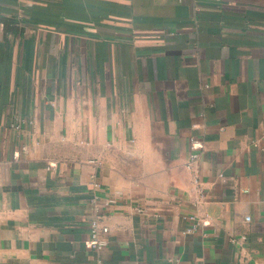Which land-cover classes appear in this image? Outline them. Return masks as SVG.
Listing matches in <instances>:
<instances>
[{
  "label": "crops",
  "instance_id": "obj_1",
  "mask_svg": "<svg viewBox=\"0 0 264 264\" xmlns=\"http://www.w3.org/2000/svg\"><path fill=\"white\" fill-rule=\"evenodd\" d=\"M99 259L264 264V0H0V264Z\"/></svg>",
  "mask_w": 264,
  "mask_h": 264
},
{
  "label": "built area",
  "instance_id": "obj_2",
  "mask_svg": "<svg viewBox=\"0 0 264 264\" xmlns=\"http://www.w3.org/2000/svg\"><path fill=\"white\" fill-rule=\"evenodd\" d=\"M192 146L195 150H200L203 148L202 142L197 139L192 140ZM200 159V153L194 152L188 162L187 167L191 168L194 166ZM97 186V185H96ZM93 202L98 204V198H94ZM99 209V206L96 205V210ZM141 212V210H139ZM109 233V226L105 224L103 217L97 215L90 223V239L87 242V247L93 251L98 253H102L107 246V242L103 239V237ZM97 264H104L102 260H98Z\"/></svg>",
  "mask_w": 264,
  "mask_h": 264
}]
</instances>
